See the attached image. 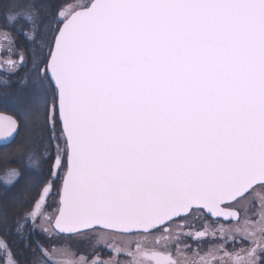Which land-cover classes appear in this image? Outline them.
<instances>
[{
	"label": "snow or ice",
	"instance_id": "6c2138e0",
	"mask_svg": "<svg viewBox=\"0 0 264 264\" xmlns=\"http://www.w3.org/2000/svg\"><path fill=\"white\" fill-rule=\"evenodd\" d=\"M65 6L0 0L4 264H264V0Z\"/></svg>",
	"mask_w": 264,
	"mask_h": 264
},
{
	"label": "rangeland",
	"instance_id": "374dc122",
	"mask_svg": "<svg viewBox=\"0 0 264 264\" xmlns=\"http://www.w3.org/2000/svg\"><path fill=\"white\" fill-rule=\"evenodd\" d=\"M83 0H74L72 2H70L69 4H67L65 6V12H70L72 10V8L77 5L82 3ZM7 48V45L0 40V66H2L4 64V62L11 58L9 57L7 52H4L3 50ZM23 71V70H22ZM3 179V172L2 174L0 173V180ZM51 202V201H50ZM53 209H49V211H52ZM235 223V222H233ZM243 223V222H242ZM226 227L231 226V225H225ZM193 247H195V245H193ZM77 248H79V250L77 251ZM86 249H87V244L86 242L80 245H71L70 246V252H74V256H65V257H60L59 259H70V260H76L81 258L83 255L86 254ZM184 253H180V258H183ZM0 264H4V259H3V255L0 254Z\"/></svg>",
	"mask_w": 264,
	"mask_h": 264
},
{
	"label": "trees",
	"instance_id": "16d2710c",
	"mask_svg": "<svg viewBox=\"0 0 264 264\" xmlns=\"http://www.w3.org/2000/svg\"><path fill=\"white\" fill-rule=\"evenodd\" d=\"M72 1L74 0H66V5ZM13 167H18V163L12 162L11 160H4L0 158V173L1 174L5 168H13ZM13 247H16V245H13Z\"/></svg>",
	"mask_w": 264,
	"mask_h": 264
},
{
	"label": "flooded vegetation",
	"instance_id": "af4514ba",
	"mask_svg": "<svg viewBox=\"0 0 264 264\" xmlns=\"http://www.w3.org/2000/svg\"><path fill=\"white\" fill-rule=\"evenodd\" d=\"M102 258L107 259V254L105 253ZM174 258H177V257H174Z\"/></svg>",
	"mask_w": 264,
	"mask_h": 264
}]
</instances>
